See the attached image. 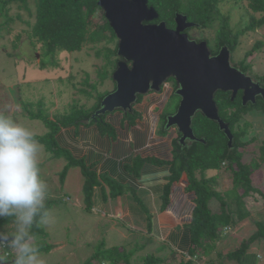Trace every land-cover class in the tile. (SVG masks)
I'll return each instance as SVG.
<instances>
[{
  "label": "crops",
  "instance_id": "obj_1",
  "mask_svg": "<svg viewBox=\"0 0 264 264\" xmlns=\"http://www.w3.org/2000/svg\"><path fill=\"white\" fill-rule=\"evenodd\" d=\"M167 93L165 87L134 104L133 108L141 115L133 125L124 119L123 112L116 110L107 114L106 128L85 121L60 128L55 139L65 150L64 155L53 156L46 151L51 160L64 159L56 178L52 169L46 172L47 177L53 174V184L59 189V197L50 193L49 199L60 198L67 209L89 214L94 226H107L102 232L98 228L95 236L98 243L102 242L104 248L118 246L127 253L125 258L130 264H144L147 256L162 258L159 264H177L181 258L190 259L193 264H264L262 239L248 243L238 258L230 255L245 235L254 233L250 224L256 226L258 222L253 221L252 210L234 227L221 229L207 256L200 252L189 255L192 244L189 223L195 195L188 188L186 173L180 172L176 155L174 158L171 155L175 151V132L163 126L161 111H157L166 103ZM70 159L81 161L95 173V185L87 200L82 168L79 164L68 165ZM212 199L210 202L215 201ZM228 206L236 207L235 203ZM219 210L220 205L213 212ZM229 227L231 230L225 233ZM93 242L92 238L88 240L90 245ZM65 244L55 241L51 249L63 248ZM170 253L176 256L171 257Z\"/></svg>",
  "mask_w": 264,
  "mask_h": 264
},
{
  "label": "rangeland",
  "instance_id": "obj_2",
  "mask_svg": "<svg viewBox=\"0 0 264 264\" xmlns=\"http://www.w3.org/2000/svg\"><path fill=\"white\" fill-rule=\"evenodd\" d=\"M219 7L220 12L212 17V22L206 27L190 28L191 36L207 40L210 49H213L218 41V30L222 25H225L224 22L222 23L223 17L227 19V24L235 33L244 27L250 12L248 0H221ZM6 13L10 20L6 21L5 15L0 11V112L11 116L29 128L34 135H43L47 132L44 123L40 119H31L26 115L22 109L23 104L27 105L31 112L41 110L49 117H53L70 112L74 106H78L79 109L81 106L91 108L96 103L100 93L106 95L114 90L111 76L115 67L111 72L109 71L110 78L102 77L106 74V70H103L107 55L105 47L113 48L114 41L109 43L101 41L97 44L88 43L78 51H58L55 54V65H46L43 68L42 60L46 62L49 60V56L41 57L39 47H34L29 37V25L34 20L33 1H29L28 8L19 3H12ZM102 17V9L94 14L92 29L103 24ZM256 41L262 42L260 49L248 53ZM239 42L231 54L232 59L241 63L243 67L247 66L248 72L252 76L261 79L264 74V26L255 27L241 34ZM173 84L170 81L165 85L168 90L166 103L157 109L165 116L175 112L180 100L176 93H172ZM251 108L242 114L239 121L240 125L244 124V121L250 124L242 140L252 139L246 146L239 147V162L246 165V168L251 172V184L264 190V161L260 160V145L264 142V109L262 105L259 108ZM160 126H162V122H160ZM40 145L42 146L39 156L41 175L48 184L49 197L51 196L50 193H52V197L58 196L59 189L53 184V179L54 176L56 178L57 172L62 168L64 159H49V153L46 152L43 144L40 143ZM174 145L175 148H173L176 149L177 143ZM175 154V151H172L173 158ZM50 169H52L54 176L52 174V176L49 177L48 175L47 177L46 172H51ZM232 173L233 170L226 168L225 165L219 169L193 170V174L197 178L214 176L216 182L211 181L210 185L221 193L224 196L222 197L230 204L233 203L230 200L232 196L238 194V191L235 192L233 188ZM55 200L57 204L50 208L53 213V223L44 229L48 233L47 241L51 245L55 241H61L65 242L66 246L54 250L50 249L49 252L41 251L45 264H83L86 258L93 255L99 245V240L95 238L99 233L98 228L102 232L107 226L96 227L89 214L67 209L65 203H62V199L57 198ZM214 200L208 202L212 211L219 209L218 200L216 198ZM246 200L249 198L241 199L247 203ZM262 201V198L259 202L251 199V204L247 205L249 207L248 214L252 210L253 221L258 222L256 226L252 223L250 226H254L253 232H260L259 234H264V212H262L264 203ZM232 227L227 228L225 233H228ZM251 237L252 234L250 236L245 235L243 242L239 245L242 247L248 245L252 242ZM90 238L94 241L92 245L88 244ZM256 239L264 240L263 237ZM168 255L176 256L172 253ZM235 257L238 258V254L235 253L233 258Z\"/></svg>",
  "mask_w": 264,
  "mask_h": 264
},
{
  "label": "trees",
  "instance_id": "obj_3",
  "mask_svg": "<svg viewBox=\"0 0 264 264\" xmlns=\"http://www.w3.org/2000/svg\"><path fill=\"white\" fill-rule=\"evenodd\" d=\"M30 0H0V11L6 17V21L10 20L7 17L8 7L12 3H19L21 6L27 7ZM34 3V20L29 25V37L34 47H39L42 56H49V60L44 62L42 60V67L46 65H55V54L58 51H78L84 45L88 43L97 44L101 41L109 43L114 41V47H105L106 64L103 70H106V74L102 77H109V71L111 72L116 65L118 56L116 54L117 43L116 36L110 27L108 21L103 18V24L91 28L93 24V16L101 8L97 5V0H32ZM221 0H148V5L153 6L158 12V20L165 21L168 27L174 25L175 12L184 13L187 19L196 22L199 27H204L212 22V17L220 12L219 3ZM248 8L250 12L248 14V20L245 22L244 27L239 32H233L230 26L227 24V19L222 18V23L225 25L218 30V41L213 49L212 53H216L223 45H227L233 52L238 46L239 36L255 27L264 26V0H248ZM241 32V33H240ZM208 42V41H207ZM262 42L256 41L253 45V50H259ZM115 57H114V56ZM113 56V58H111ZM108 67V70H107ZM241 69L244 72L249 71L247 66ZM108 72V75H107ZM264 78V74L262 75ZM104 95L97 97L96 103L91 108H85L81 106V109L73 107L70 112L64 114H58L53 117H49L46 113L40 111L31 112L29 107L23 104V112L26 113L31 119H40L47 132L43 135H35V138L39 143L43 144L44 149L53 156L64 155L63 150L56 142L55 134L57 131L69 125L77 124L82 121H87L90 115L98 108L99 102ZM142 98L139 97L137 102H140ZM214 99L218 106L220 117L229 124L230 131L233 136L232 144L229 146L227 138L224 133L219 130L217 124L202 116L200 113H196L192 118V128L196 137L202 139V141L195 140L191 146L183 148L180 153L175 154L176 163L180 167V172H185L189 181V189L194 193V206L191 214V220L189 223L191 231V249L189 255L193 256L200 252V255L207 256L213 249L216 240L219 237V232L223 227L234 226L240 220L244 219L248 215V204H251V199L259 201L263 199L264 203V190L255 187L251 184L250 175L251 172L246 168V165L239 162L240 152L239 147H244L250 143L252 139L243 141L242 137L245 136L249 123L244 121V124L240 125L239 121L243 113H246L250 107L259 108L263 107L264 102L261 99H257L255 104H248L243 106L240 97L237 96L233 100L230 99L228 92L217 91ZM251 108V109H252ZM102 115L98 119H90L89 123H96L101 128L109 127L106 121V116ZM141 113L134 109L131 112L123 113L124 119H126L131 125H133ZM161 119L164 120L165 114H160ZM176 141H173V144ZM178 147V144H177ZM175 148V145H174ZM261 156L260 160L264 161V142L260 145ZM174 160V161H175ZM79 164L82 168L85 182L84 191L86 200L90 198V192L95 185V173L89 168L84 166L81 161L71 160L69 164ZM225 165L226 168L233 170L232 183L234 191H238V194L232 196L231 201L235 203V208L231 209L228 206V202L224 199L221 193L210 185L211 181L216 182L214 176L205 178L201 176L197 178L193 174V170L204 171L205 169H219ZM66 167L61 172V177L64 175ZM232 194V193H231ZM252 196L247 203L241 201L243 198ZM223 196V197H222ZM229 196V195H228ZM216 198L220 205L219 212H213L208 202ZM56 203L54 199H47L46 205L50 209L53 204ZM247 206V208H246ZM246 208V210H244ZM260 226V224H259ZM37 236V240L41 246V251H48L51 249V245L47 243V233L44 228L33 230ZM260 232H254L252 234L251 241L258 237H263L264 234ZM246 246H240L236 250L230 253L231 256L238 254L240 256L245 252ZM127 253L119 250L118 246L111 248H104V245L100 242L93 255L86 258L83 264H102L109 262V264H130L128 259L125 258ZM163 259L154 256H147L144 258V264H159ZM168 264V263H166ZM177 264H193L190 259L181 258Z\"/></svg>",
  "mask_w": 264,
  "mask_h": 264
},
{
  "label": "water",
  "instance_id": "obj_4",
  "mask_svg": "<svg viewBox=\"0 0 264 264\" xmlns=\"http://www.w3.org/2000/svg\"><path fill=\"white\" fill-rule=\"evenodd\" d=\"M97 5L116 36L120 59L111 76L114 90L101 98L89 120L116 110L131 112L138 95L160 92L173 78L180 100L175 112L165 116V128H174L182 143L198 139L192 128V118L198 112L217 124L230 146L233 136L219 115L215 93L230 92L233 100L241 90L242 104L254 103L257 94L264 98V88L231 64L230 48L223 45L212 55L206 40L190 39L184 30L195 23L182 13L174 16L175 28L167 27L163 20L144 23L159 16L148 0H97Z\"/></svg>",
  "mask_w": 264,
  "mask_h": 264
},
{
  "label": "clouds",
  "instance_id": "obj_5",
  "mask_svg": "<svg viewBox=\"0 0 264 264\" xmlns=\"http://www.w3.org/2000/svg\"><path fill=\"white\" fill-rule=\"evenodd\" d=\"M34 133L0 112V264H45L34 229L53 223Z\"/></svg>",
  "mask_w": 264,
  "mask_h": 264
},
{
  "label": "flooded vegetation",
  "instance_id": "obj_6",
  "mask_svg": "<svg viewBox=\"0 0 264 264\" xmlns=\"http://www.w3.org/2000/svg\"><path fill=\"white\" fill-rule=\"evenodd\" d=\"M103 11V10H102ZM176 13H181V12H175V14ZM175 14H174V16H175ZM182 14H184V13H182ZM103 17H104V13H103ZM187 17V16H186ZM105 18V17H104ZM106 19V18H105ZM173 20H174V17H173ZM161 20H158V18L157 19H154V20H152V21H144V23H158V22H160ZM187 21H189V22H194V21H190V20H188L187 19ZM174 22V21H173ZM195 23V25L192 27V28H194V27H196V28H201V27H199V25L196 23V22H194ZM168 27V26H167ZM204 27H206V26H204ZM204 27H202V28H204ZM169 28H175V22H174V25H173V27H169ZM191 27H188V28H186L185 30H184V32L188 35V37L190 38V39H195L196 41H200V40H202L203 38H195V37H193V36H191V34H190V29ZM203 40H205V39H203ZM207 41V40H206ZM208 43V42H207ZM212 52V51H211ZM218 52V51H217ZM217 52L216 53H212V55H215V54H217ZM231 54H232V51H231ZM230 54V61H231V64L234 66V67H236L237 69H239L240 71H242V72H244L242 69H241V63H239V62H236V61H234L233 59H232V55ZM120 59V57H118V59H117V61ZM116 61V62H117ZM128 65H130V63H128ZM245 74H247V75H249V76H251V78H252V80L254 81V82H256L260 87H262V88H264V78H261V79H258V78H255L254 76H252V74L250 73V72H244ZM112 80V79H111ZM170 81L172 82V83H174L173 85H174V89H173V91H172V93H175V88H176V83H175V81H174V79L173 78H169L167 81H166V83H165V85L166 84H168V82L170 83ZM113 85H114V87L113 88H115V83L113 82ZM163 86L162 87V89L164 90V88L166 87V86ZM168 86V85H167ZM169 87V86H168ZM169 89V88H168ZM161 92V91H160ZM154 92H149L148 94H146V95H138V99H139V97L140 98H143V97H145V96H147V95H150V94H153ZM229 93V97H230V92H228ZM237 96H239L240 97V100H241V96H242V91L241 90H239L238 92H237V94H236V96L234 97V98H236ZM257 99H261L263 102H264V98L262 97V95L261 94H257L256 96H255V102L254 103H251L250 101H248L246 104H242L243 106H246V105H248V104H255L256 103V101H257ZM136 103H138V102H136ZM135 103V104H136ZM242 103V102H241ZM134 106V105H133ZM248 112V111H247ZM196 114V113H195ZM162 122H163V126L165 127V125H164V120L162 119ZM173 130L174 132H175V137H174V140L176 141V143L178 144V147L175 149V153L176 154H178V153H180V151L183 149V148H187V147H189V146H191V144L193 143V141H195V140H198V139H200V138H198V139H195V140H185L183 143L182 142H180V140H179V134L177 133V131L174 129V128H172V127H170V130ZM200 141V140H199ZM0 227H3L4 229H8V228H10V224H9V222L8 221H0ZM45 230V229H44ZM46 231V230H45ZM46 233H47V231H46ZM46 241H47V237H46ZM47 243L49 244V242L47 241ZM50 250H48L47 252H49Z\"/></svg>",
  "mask_w": 264,
  "mask_h": 264
}]
</instances>
